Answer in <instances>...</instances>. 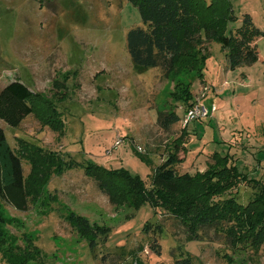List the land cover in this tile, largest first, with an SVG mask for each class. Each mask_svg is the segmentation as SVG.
I'll return each mask as SVG.
<instances>
[{"label": "rangeland", "instance_id": "1", "mask_svg": "<svg viewBox=\"0 0 264 264\" xmlns=\"http://www.w3.org/2000/svg\"><path fill=\"white\" fill-rule=\"evenodd\" d=\"M230 2L237 20L228 30L239 27L248 14L264 33V0ZM138 26L144 24L128 0H0V90L12 81L23 83L54 102L64 124L59 135L33 115L16 128L0 122L6 141L16 150L22 138L79 164L52 175L25 212L2 205L4 214L16 221L5 225V231L21 248L39 249L30 264H175L188 256L191 264H227V257L236 264H264V243L258 251L237 248L213 230L204 231L200 241H187L183 226L166 211L112 204L85 175L83 166L93 163L126 170L149 186L154 167L175 151L172 143L181 136L178 174L204 171L216 150L228 152L240 171L264 185V154L261 162L256 160L264 150V35L256 39L258 61L225 74L220 44L206 43L201 81L192 72L136 69L126 50V34ZM242 72L247 73V87L238 94H217L225 79L229 86L236 84ZM177 82L189 85L194 101L204 93L200 104L216 111L207 119L186 126L180 120L164 130L157 123L159 112L175 110L182 118L185 110L170 97ZM21 162L26 175L29 165ZM259 189L241 184L237 200L246 204ZM69 212L107 227L106 238L91 249L68 223ZM0 264H8L1 253Z\"/></svg>", "mask_w": 264, "mask_h": 264}, {"label": "trees", "instance_id": "2", "mask_svg": "<svg viewBox=\"0 0 264 264\" xmlns=\"http://www.w3.org/2000/svg\"><path fill=\"white\" fill-rule=\"evenodd\" d=\"M128 2L137 9L144 24L126 34V50L136 69L160 68L173 75L192 72L202 80L207 58L204 45L210 42L220 44L229 70L250 67L258 61L256 39L264 33L254 26L248 14L242 16L239 27L228 30L229 23L237 20L230 0ZM170 97L185 105V110L195 102L189 85L181 82L175 84ZM30 115L42 126L63 135L62 115L54 102L19 81L6 84L0 90V122L16 128ZM181 119L175 110L157 115V123L164 130ZM172 144L175 151H169L161 164L154 167L149 186L123 169L87 163L83 170L110 203L129 204L134 209L147 205L154 212L169 213L185 229L187 241H200L204 231L213 230L237 248L258 251L264 243V185L240 171L231 155L218 151L212 152L204 171L178 174L175 165L180 161L177 152L182 147L181 136ZM135 152L148 162L136 149ZM64 156L22 138L17 139V149H12L0 127V253L8 264H30L39 256V249L34 245H16L17 238L8 235L4 228L16 221L4 214L2 205L25 212L29 201L41 196L52 175L59 176L79 165ZM22 160L29 165L26 175ZM252 183L260 185V189L246 204L240 203L237 188ZM67 221L91 249L109 232L107 227L91 224L72 212L67 214ZM226 261L236 264L230 257ZM175 264H191V259L188 256Z\"/></svg>", "mask_w": 264, "mask_h": 264}, {"label": "built area", "instance_id": "3", "mask_svg": "<svg viewBox=\"0 0 264 264\" xmlns=\"http://www.w3.org/2000/svg\"><path fill=\"white\" fill-rule=\"evenodd\" d=\"M204 97V93L200 98L196 99L194 104L185 110L181 123L183 126H186L190 122L197 120H204L210 117V115L216 110L215 106H211L209 109L205 108L200 104V100Z\"/></svg>", "mask_w": 264, "mask_h": 264}, {"label": "crops", "instance_id": "4", "mask_svg": "<svg viewBox=\"0 0 264 264\" xmlns=\"http://www.w3.org/2000/svg\"><path fill=\"white\" fill-rule=\"evenodd\" d=\"M229 69H227V70H224L223 71V74H225L226 73V71H228ZM231 71H235V70H231ZM248 76H247V73L246 72H242V73H240V75H239V77H237L234 81H236V84L235 83H233V84H231L230 86H229V84H228V82H227V80L225 79V81L223 82V83H225L223 86H225V87H223V89L222 90H220V92L219 93H217V94H220V95H222V96H224L225 94H235V93H240L241 91V89H244L245 87H247L248 86V82H247V78ZM201 81H204V80H201ZM227 86H229V87H227ZM230 90H231V92H230ZM216 111V110H215ZM241 121H245L246 122V120H241ZM193 122H195V121H193ZM191 123V122H190ZM261 129H263V128H261ZM262 134L264 135V129L262 130ZM219 143H223V140H221V141H219ZM227 144V143H226ZM230 148V146L228 147V149ZM216 151V150H215ZM219 152V151H218ZM263 152V153H262ZM221 153H224V152H222L221 151ZM225 153H228V152H225ZM212 154V153H211ZM264 154V150L263 151H259L258 152V154L256 155V160L257 161H259V162H261L263 159V157H262V155ZM236 164V163H235ZM238 167V166H237Z\"/></svg>", "mask_w": 264, "mask_h": 264}]
</instances>
